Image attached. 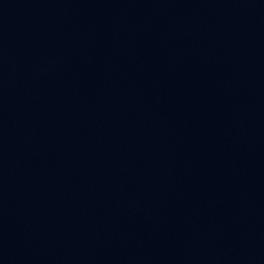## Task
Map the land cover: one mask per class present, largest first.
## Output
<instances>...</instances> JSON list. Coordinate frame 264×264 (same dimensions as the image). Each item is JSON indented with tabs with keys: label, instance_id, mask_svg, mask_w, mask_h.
<instances>
[{
	"label": "water",
	"instance_id": "1",
	"mask_svg": "<svg viewBox=\"0 0 264 264\" xmlns=\"http://www.w3.org/2000/svg\"><path fill=\"white\" fill-rule=\"evenodd\" d=\"M0 264H264V0H0Z\"/></svg>",
	"mask_w": 264,
	"mask_h": 264
}]
</instances>
